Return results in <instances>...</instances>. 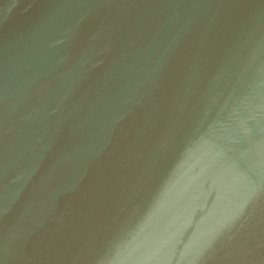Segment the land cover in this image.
<instances>
[{
  "label": "water",
  "instance_id": "obj_1",
  "mask_svg": "<svg viewBox=\"0 0 264 264\" xmlns=\"http://www.w3.org/2000/svg\"><path fill=\"white\" fill-rule=\"evenodd\" d=\"M0 264H264V0H0Z\"/></svg>",
  "mask_w": 264,
  "mask_h": 264
}]
</instances>
